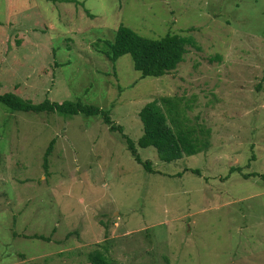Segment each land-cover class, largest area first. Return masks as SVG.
Masks as SVG:
<instances>
[{
	"label": "rangeland",
	"instance_id": "rangeland-1",
	"mask_svg": "<svg viewBox=\"0 0 264 264\" xmlns=\"http://www.w3.org/2000/svg\"><path fill=\"white\" fill-rule=\"evenodd\" d=\"M121 24L193 44L175 71L142 78L101 51ZM0 81L111 110L135 141L140 110L164 96L212 130L208 151L171 163L139 148L151 173L101 117L0 104V264H92L99 245L115 264H264V0H0Z\"/></svg>",
	"mask_w": 264,
	"mask_h": 264
},
{
	"label": "trees",
	"instance_id": "trees-1",
	"mask_svg": "<svg viewBox=\"0 0 264 264\" xmlns=\"http://www.w3.org/2000/svg\"><path fill=\"white\" fill-rule=\"evenodd\" d=\"M101 51L116 64L122 56L129 55L133 67L141 73V77L159 78L175 71L184 61L188 46L193 44L191 38L176 34H167L159 39L144 37L130 27L121 24L116 31L115 38L101 40ZM0 104L10 111L32 112L36 114H58L66 118L76 115L84 117H101L109 126L111 132H118L124 139L128 151L135 161L143 166L147 172L158 173L152 168L150 160H144L139 148H155L161 161L171 163L208 151L212 145V130L201 124H193L188 117L189 104H184L183 97L164 96L148 102L139 112L143 124V134L133 140L124 131V127L117 124L111 117V110L98 105L87 103L81 98L65 100L63 102L45 99L34 102L17 92L1 93ZM55 139H52L44 155V169L48 171L49 158L53 152ZM240 168L231 170L239 171ZM201 175L199 169H185ZM31 238L47 239L44 236L33 235ZM104 245L93 249L88 258L92 264H115L108 255Z\"/></svg>",
	"mask_w": 264,
	"mask_h": 264
}]
</instances>
